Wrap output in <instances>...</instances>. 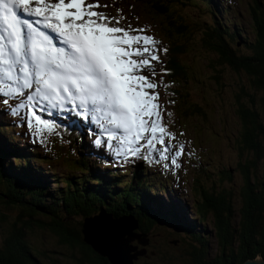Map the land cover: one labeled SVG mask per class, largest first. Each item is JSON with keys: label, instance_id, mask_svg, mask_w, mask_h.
I'll return each mask as SVG.
<instances>
[{"label": "trees", "instance_id": "1", "mask_svg": "<svg viewBox=\"0 0 264 264\" xmlns=\"http://www.w3.org/2000/svg\"><path fill=\"white\" fill-rule=\"evenodd\" d=\"M115 1L120 3L122 12L143 15L157 26L164 41L162 51L167 49L163 51L161 75L168 102L172 110L179 113L177 117L187 118L191 126H199L205 114L201 112V105L194 101L190 86H210L200 77L198 66L192 64L199 52L209 54V77L216 83H219L221 69L211 68V62L228 66L236 73L248 74L253 86L264 89V4L259 0H255L252 7L251 16L256 27V37L252 41L238 30V22L234 23V30L224 27L228 18L222 19L217 12H224L228 7L219 0ZM190 5L204 10L209 17L187 19L186 6ZM196 39L200 46L194 45ZM240 43L249 52H240ZM243 94L241 87V93L236 95L237 113L243 127L241 152L245 149L253 156L242 163L238 161L244 178L239 190V207L237 210L232 207L229 194H213L203 187L197 176L192 178L194 190L198 192L199 215L207 220L208 211L212 213L210 229H206L196 215L189 218L184 206L171 198L170 193L176 189L174 180L178 178L174 169L173 187L167 181L169 177L154 176L163 175L167 170L150 165L144 158L145 151L142 156L119 158L117 163L112 159L109 161L100 152L89 148L82 126L76 120H55L68 143L59 144L57 137H52L49 142L53 146L49 152L17 144L18 134L13 128L0 127V264H41L39 253L26 238L28 230L33 229L55 234L60 244L73 252L71 258L75 264H113L97 251L92 241H86V220L91 219L90 216L100 217V213L113 221L129 219L135 223L134 233L146 235L144 244L136 238L131 243L132 246L143 245L136 246L138 253L131 258V264H137V259L152 252L158 254L157 249L150 250L145 245L153 235L165 240L166 230L191 239L188 249H184L189 257L185 264H192V260L193 264H240L248 259L264 260V167L257 168L258 160L264 154L260 140V136L264 137V125L257 110L239 102ZM251 100L253 102L252 97ZM172 110L171 117L177 120ZM35 152L42 157L34 155ZM53 160L57 161L58 169L50 164ZM122 160L128 162L129 168L122 169L124 166L118 164ZM160 194L166 195L167 200ZM11 210L16 213L10 220L6 213ZM210 230L220 245L218 254L212 256L205 249L208 243L206 234ZM51 263L58 264L55 259Z\"/></svg>", "mask_w": 264, "mask_h": 264}, {"label": "snow or ice", "instance_id": "2", "mask_svg": "<svg viewBox=\"0 0 264 264\" xmlns=\"http://www.w3.org/2000/svg\"><path fill=\"white\" fill-rule=\"evenodd\" d=\"M101 7L108 5L99 0H0V97H7L0 103L41 142L58 127L45 113L51 117L52 109H63L65 103L79 108L85 120L90 113L103 114L111 128L101 124L107 140L97 138L94 144L112 148L118 141L115 152L122 157L147 149L145 159L179 168L186 144L173 143L177 134L164 123L160 93L154 91L159 86L152 79L157 74L153 61H160L157 41L143 27L119 26L126 17L96 11ZM22 14L38 17L36 23L50 28L67 47H57Z\"/></svg>", "mask_w": 264, "mask_h": 264}, {"label": "rangeland", "instance_id": "3", "mask_svg": "<svg viewBox=\"0 0 264 264\" xmlns=\"http://www.w3.org/2000/svg\"><path fill=\"white\" fill-rule=\"evenodd\" d=\"M87 1L93 3L96 2V0ZM259 1L264 4V0ZM99 2L101 5H108V7L106 8H99L100 12L110 13L112 16L123 15L126 17L125 20H121L124 23L122 24L121 22V26L126 27L129 20L132 19L133 21H130L131 24H134L137 27L145 28L146 34L155 37L157 41L156 47L159 49L158 39H161L162 42V36L159 33L157 26H153L150 22L146 20L143 15L137 13L134 15H130V12H122L120 14L117 9H120L121 5L120 3H116L115 0H99ZM222 2L226 7H228V9L224 12L221 11V13L217 12V14L222 15V19L228 18L225 22L224 27L228 30H234V23L238 22V25H236V27L240 28L238 30L242 33V35L249 41L254 40L256 37V27L251 14L255 0H219V3ZM212 7L214 9V4H212ZM185 16L189 20H193L194 18L200 19V17H209L207 13H204V10L197 9L193 5L186 6ZM194 45H199L197 39L196 44ZM238 50L242 53L249 52V49L246 48L243 43H240V45L238 46ZM196 56L197 59L194 57L192 59V64L194 63V65L198 66L197 70L201 73L200 77L203 78L205 81H208V83L210 84V86L208 84H201L197 87L190 86V92L193 96L194 101L198 102V104L201 105V112L205 114V117H201L203 122L201 123L200 121L201 124L197 127L196 125L191 126V122L187 118L186 120H184V117H177L179 113L177 114L175 112V107L173 108L175 110H172L171 104H169L168 102L169 98L165 93L164 83L160 79V63L162 62L161 59H163L164 56L161 55L160 61L158 62L153 61L155 68L157 69V74L155 77H152V79L159 85L158 88L154 91L160 93L159 103L163 112L164 123L166 114V122L168 123V125H166L168 126L170 131L177 134V140L173 141V143H185L186 149L185 154L180 158L181 167L179 168H163L161 165L163 163H167L166 161H162L159 164L156 163L154 159H147V161L150 165H154L156 168H159V170H167V173H164L163 175L158 173L154 176L158 178L162 177L164 179L169 177L167 178V181L172 186V179H176V177L174 176L176 172V174L178 175V178L174 180V182L176 183V189H174V191L170 193V195L172 196L171 198H174V201L184 206V208L186 209L185 212H187V216L189 218L194 217L196 215L197 218L204 222V227L206 229H210L212 227L210 226L212 222V213L208 211V215L206 216L208 221L205 219L203 220L202 216L199 215L196 201V196H198V192L194 190L192 178H195V176H197V178L200 179L203 187H205L207 191L213 194H229L230 203L232 207L237 210L240 205L239 190L242 187L244 179L243 174L241 173L240 163H242L241 161H245L246 159L251 158L253 155L245 149L243 150V153L241 152L242 144L240 143V140L243 127L239 114L237 113L239 103L236 100V95L241 93L242 87L244 90V94L239 97V102H242L244 105L257 110L261 122L264 125V89L256 88L255 86H253L249 81L248 74L236 73V71L232 70L228 66L218 65L217 62H211L209 63L210 66L212 65L211 68L221 69L219 83H216L215 81H213V79L209 77L210 68L207 67V61L210 57L209 54L206 51H202L199 52L198 55L196 54ZM192 67L193 69H195V66L192 65ZM144 74L148 75V72L145 71ZM251 97L253 98V102H251ZM171 110L175 117H177V120L176 118L174 120L171 117ZM7 111V108H4L0 111V127H10L13 128V131L15 132V128L17 126H15L14 128L13 119L6 118L4 116ZM6 116L9 117L10 114H7ZM55 117L56 111H54L53 115L48 119L54 120ZM83 127L87 128L88 133V126L83 125ZM2 134L4 135V133ZM45 136L46 138L43 141V145H37L39 151H47V148L51 149L53 146V143L49 141L52 137H54V134L48 135L46 133ZM4 138L6 140H9V138H6V135H4ZM86 140L95 148V151L100 152L101 155L104 156V158H108L109 160H111L112 158L117 157L115 152L117 147L108 148L106 147V145L98 146L94 144L93 135L90 138H87ZM260 140L264 148V137L260 136ZM15 142L25 145V143L22 139L19 138V136L15 140ZM96 147L98 148L96 149ZM56 148H59V146H56ZM189 153H191V155H189ZM34 155H39L42 157V154L37 152H35ZM129 158L132 157L129 156ZM135 160H141V158H135ZM53 161L54 162L50 164L56 165L58 169L57 161ZM238 161L240 162L239 165ZM121 163H123L124 166L122 169L129 168V164L127 161L122 160ZM263 167L264 154L258 160L257 165L258 169H262ZM249 168L250 170L252 169V167ZM173 169L175 172L173 171ZM225 169H227L228 171H225ZM54 185L55 184L53 183V186ZM159 196L164 200H167L166 195L160 194ZM15 213L16 211L11 210L6 214L7 216L9 215L11 220ZM100 216L105 217V215L101 213ZM89 218H91L89 219L91 221H86V228H89L91 224H94L98 221H102L101 218L97 219L99 218L97 216H90ZM105 218L109 219L108 216H106ZM124 219L129 220L126 218ZM203 229L204 228H202V230ZM166 231H168L166 235L167 240L165 239L166 241L164 239H160L158 235H153L148 238L147 244L145 245L148 246L147 248L150 250L157 249L158 254L152 252V254H149L140 260L137 259V264H185L189 260V257L184 252V249H188L189 246L187 247V245L190 244L189 242L191 241V239L187 237H182V234L179 232L169 230ZM1 235L2 233L0 232V236ZM206 235L208 238V243L205 249L209 251L211 256L217 255L220 251L218 239L211 230ZM120 236L122 237L121 234ZM132 237L134 239H139L141 244H144L146 242L145 234L134 233L132 234ZM26 238L30 246H34V249L39 253L38 258L41 264H53L51 263V261L54 259L57 260L58 264H75V260L71 258V253L73 252H71V250L67 246L60 244L55 234L46 230L33 229L28 230ZM173 238L176 239L174 242L172 240ZM120 240H117L115 244H111L110 242L109 246H121L122 241ZM163 240L166 242L167 246H165V242H163ZM93 241L95 243V247L98 248L100 251H103L105 249L103 246V244L106 245V243L104 242V238L98 237ZM141 244H138L136 246H143ZM136 246L135 249L132 250V253L136 252ZM126 247L127 248L125 249V253H123V259H121V261H119L118 259L116 260V262H118L119 264L126 263L127 259L130 260L131 256L128 255L127 252L133 247ZM110 255L113 257L114 261L115 258L118 256L112 254ZM191 263L193 264V260L191 261Z\"/></svg>", "mask_w": 264, "mask_h": 264}, {"label": "water", "instance_id": "4", "mask_svg": "<svg viewBox=\"0 0 264 264\" xmlns=\"http://www.w3.org/2000/svg\"><path fill=\"white\" fill-rule=\"evenodd\" d=\"M111 220V219H110ZM113 221V220H112ZM119 221V220H118ZM122 247L119 246L117 247L116 245H111V246H108L107 248L104 247L105 249L103 251H100L98 248L95 247L94 243H92L93 241L90 240L91 238H88L86 237V241H89V243H92V245L97 249V251L102 255V256H106L108 257V259L113 263V264H119L118 262H116V260L118 259L119 261H121V259H123V253H125V249L127 248L126 246H131L133 248H131L127 253L128 255H130V260L127 259L126 263H123V264H131V258H135V256H137V253L138 252H133L132 253V250L135 249V245L132 246L131 242L133 241V237H132V234H134L133 232V229L135 228V223L130 221V220H127L123 223L122 225ZM125 237H124V236ZM132 237V238H131ZM135 237V236H134ZM92 241V242H90ZM139 243H140V240H138ZM125 244V245H124ZM113 250V251H112ZM121 251V252H120ZM112 252V253H111ZM118 255L116 258H115V261L113 259V257L110 255ZM240 264H264V260L263 259H248V260H245L243 261L242 263Z\"/></svg>", "mask_w": 264, "mask_h": 264}, {"label": "bare ground", "instance_id": "5", "mask_svg": "<svg viewBox=\"0 0 264 264\" xmlns=\"http://www.w3.org/2000/svg\"><path fill=\"white\" fill-rule=\"evenodd\" d=\"M100 218L102 221H98L94 224H91L89 228H85L86 237L91 238L90 240L92 241L97 239L98 237L104 238V242L106 243V245L103 244V246L107 248L110 245V242L111 244H115L117 240L122 239V237L120 236V234L122 235L123 230L122 224L127 220L120 219L119 221H112L110 219H104L105 217L102 216L97 219ZM86 221L89 222L91 220L88 219Z\"/></svg>", "mask_w": 264, "mask_h": 264}]
</instances>
